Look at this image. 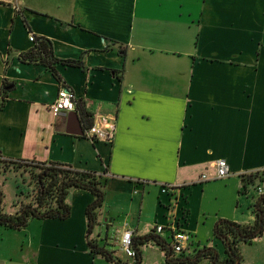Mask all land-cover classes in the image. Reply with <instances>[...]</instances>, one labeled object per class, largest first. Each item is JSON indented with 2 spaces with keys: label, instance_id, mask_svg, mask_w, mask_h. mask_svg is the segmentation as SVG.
Listing matches in <instances>:
<instances>
[{
  "label": "crops",
  "instance_id": "crops-1",
  "mask_svg": "<svg viewBox=\"0 0 264 264\" xmlns=\"http://www.w3.org/2000/svg\"><path fill=\"white\" fill-rule=\"evenodd\" d=\"M30 32L50 40L55 58L82 65L56 64L59 81L43 65L21 62ZM61 85L88 117L76 106L49 108ZM70 112L81 130L95 114H113V141L68 133L77 127ZM219 159L229 175L201 180ZM0 160L105 171L92 235L126 264L133 260L117 252L121 233L146 235L173 215L191 236L184 256L205 246L223 259L215 222L252 223L264 193V174L246 186L240 177L264 171V0H0ZM211 186L222 209L209 214L191 200L194 189ZM92 200L72 188L66 219L0 225V264H112L86 245ZM20 201L3 211L14 213ZM157 235L169 245L168 232ZM238 248L240 264H264V231ZM140 250L141 264H165L156 244Z\"/></svg>",
  "mask_w": 264,
  "mask_h": 264
},
{
  "label": "trees",
  "instance_id": "trees-1",
  "mask_svg": "<svg viewBox=\"0 0 264 264\" xmlns=\"http://www.w3.org/2000/svg\"><path fill=\"white\" fill-rule=\"evenodd\" d=\"M19 60L26 63H36L43 65L51 74L60 81V75L55 66H81L79 60H59L52 53V44L45 37H36L33 46L19 54ZM75 106L81 118L87 115L75 101ZM88 117V116H87ZM2 163H13L0 160ZM37 170L32 175L34 189L30 200L20 201L14 213L7 214L2 209V192L0 190V225L8 229H21L25 227L31 218L46 219L58 218L66 219L70 215V206L66 201L70 189H83L91 193L93 200L85 208L86 216V245L89 253L100 255L112 264H126L110 249V244L99 243L97 236L92 233L97 226V211L104 201L102 190L106 178L104 172L91 170H78L68 164L55 162H33ZM263 170L242 174L241 180L246 185H252L256 179L261 180ZM254 220L250 224H241L227 219H218L213 228L214 238L223 245L225 257L220 259L214 247H202L192 256H184V253L176 254L154 231L140 237L132 236V248L135 256L132 264H141V245L154 243L164 250L165 264H197L201 259H208L210 264H240L239 253L240 243H250L259 238L264 231V193L257 194L252 205ZM108 246V248H107Z\"/></svg>",
  "mask_w": 264,
  "mask_h": 264
},
{
  "label": "built area",
  "instance_id": "built-area-1",
  "mask_svg": "<svg viewBox=\"0 0 264 264\" xmlns=\"http://www.w3.org/2000/svg\"><path fill=\"white\" fill-rule=\"evenodd\" d=\"M35 36L30 32L28 35L29 41H34ZM49 108L54 112H69L75 110V98L72 92L61 85L58 89L57 96L49 105ZM116 130L115 116L113 114H95L92 117L91 124L84 127L81 135L91 141H102L104 143H111L114 138ZM230 173L227 162L224 159H219L216 162V169L213 178H224ZM205 175L201 176V180H208ZM260 193V189L257 188ZM155 234H160L164 231L169 233V245L173 251L184 253L190 241V233L178 226L175 216L169 218L165 224H156L153 226ZM112 249V248H111ZM126 257L133 259L135 251L132 248V232L124 230L118 240V248ZM114 252V249H112Z\"/></svg>",
  "mask_w": 264,
  "mask_h": 264
},
{
  "label": "rangeland",
  "instance_id": "rangeland-1",
  "mask_svg": "<svg viewBox=\"0 0 264 264\" xmlns=\"http://www.w3.org/2000/svg\"><path fill=\"white\" fill-rule=\"evenodd\" d=\"M36 170L37 168L34 167V163H30L29 161H14L12 164L0 162V190L2 192L1 206L3 210H9L12 204L20 200L25 202L30 200L34 189L32 175ZM201 174L205 175L207 178H211L207 181L211 184H219L223 182L221 181V178H213L215 173L210 174L208 171H203ZM262 174H264V171ZM210 188L212 189V186ZM219 196V194H216V197ZM191 203L195 206H199V211L202 210L203 212L209 214L214 211H221L222 209L221 207L218 209L216 205L215 192L213 189L211 192L205 191L199 195L197 187L193 191ZM220 249L221 248L219 246L218 250L220 251ZM117 252L119 253L121 251L117 249Z\"/></svg>",
  "mask_w": 264,
  "mask_h": 264
},
{
  "label": "water",
  "instance_id": "water-1",
  "mask_svg": "<svg viewBox=\"0 0 264 264\" xmlns=\"http://www.w3.org/2000/svg\"><path fill=\"white\" fill-rule=\"evenodd\" d=\"M70 114L73 115V117H74V119H75V121L77 123V125H76L77 127H71L69 129H67L66 131L68 133H72V134H76V135H81V133H82V130L81 129L82 128H81L80 122L78 120V116L74 112H70ZM70 114H69V116H70Z\"/></svg>",
  "mask_w": 264,
  "mask_h": 264
}]
</instances>
